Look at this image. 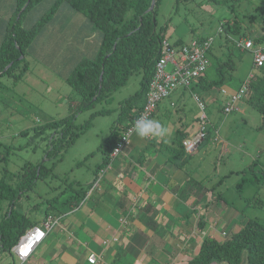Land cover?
<instances>
[{
	"label": "rangeland",
	"instance_id": "374dc122",
	"mask_svg": "<svg viewBox=\"0 0 264 264\" xmlns=\"http://www.w3.org/2000/svg\"><path fill=\"white\" fill-rule=\"evenodd\" d=\"M54 1L44 0L34 6L25 15L22 25L32 26L50 11ZM216 1L161 0L155 17L158 28L165 25L168 27L166 36L170 42L180 38L187 43L193 32L195 36L215 35V53L219 51L217 45L221 40L218 31L226 19L241 21L243 27L249 26L248 32L252 34L260 29L264 20V0ZM58 12L52 18L50 26L41 28L32 44L35 55L27 58L30 69L24 78L16 84L11 78H0V179L8 173L5 182L14 185L18 182V173L25 171L24 167L29 162H45L48 168L53 166V172L40 179L34 189L17 204V209L22 212H34L44 200L51 202L58 195H61L60 206H65L66 201L71 198L82 200L76 189L85 187L100 165L102 153L99 147L109 137L116 123L120 103L141 87V74H134L113 94L112 99L80 113L75 121L77 125L84 124L99 110H109L108 113L93 116L90 128L63 154L47 158L51 131L36 130L49 121L66 117L71 107L80 100L71 87L53 71L68 70L57 41L60 39L58 31L69 23L70 16L65 15L59 21ZM79 15L84 18L82 14ZM252 17L255 18L250 23ZM78 27L80 24L71 33L76 34ZM90 35L96 36V33ZM245 57L248 58L246 55ZM170 68L168 66L167 70ZM257 74L260 75V72ZM241 80L234 73L226 86L238 90L242 85ZM248 93L238 103L239 109L231 113H225L223 108L221 110L224 103L222 100H225L223 95L207 107V131L210 138L205 140L206 144L199 151V156L191 157L188 169L195 178H205L204 182L212 186L211 192L227 196L230 201L229 207L226 205L229 208L227 218L230 213L241 209L240 214L245 217V221L248 218L264 221V114L252 106ZM181 106L184 123L189 122L194 115H199V107L193 95ZM179 111L180 109L173 108L171 119H162V126L165 128L168 122L176 127L181 126ZM216 136L227 144L213 146L211 140ZM240 183L243 186L238 188ZM8 204V199L2 200L0 215ZM12 261L9 252L0 253V264H12Z\"/></svg>",
	"mask_w": 264,
	"mask_h": 264
},
{
	"label": "crops",
	"instance_id": "0c3cea01",
	"mask_svg": "<svg viewBox=\"0 0 264 264\" xmlns=\"http://www.w3.org/2000/svg\"><path fill=\"white\" fill-rule=\"evenodd\" d=\"M14 9V0H0V45ZM58 14L59 21L65 15L70 16L69 23L57 33L60 37L57 43L62 46L59 49L68 70L53 71L63 79L82 58L96 54L101 35L96 32V36H91L95 32L87 21L79 14L69 12L66 6L61 7ZM78 24L80 27L75 30L76 34L71 33ZM253 34H260V29ZM219 45L220 41L217 47ZM33 46L29 56L35 55ZM259 47L264 49V45ZM242 51L245 53L237 64L235 75L242 78L243 85L250 75L254 78L263 70L254 68L250 51ZM241 87L236 90L224 86L221 90L203 92L201 96L209 107L223 95L224 107ZM191 89H178L169 100L160 103L156 111L155 120L162 125V119H171L173 108L180 109L181 126L168 122L165 127L167 136L161 140L140 139L134 133L129 145L110 162L98 188L88 195L96 167L93 178L85 186L86 196L81 201L67 204V200L65 206H60L61 195H58L59 198L54 197L51 202L44 200L34 212H22L17 209V204L22 201L19 199L15 208L30 222H36L35 226L48 216L54 217L56 223L32 255L24 262L16 259L15 264H91L88 261L91 254L97 257L96 264H185L196 256L205 237L223 241L252 220L246 218L245 221L241 209L230 213L227 218L229 208L226 205L229 207L230 204L227 196L214 194L210 191L212 186L204 182L205 178H195L190 174L188 162L191 157L199 156L210 135L193 154L184 152L182 159L172 158V149H178L177 132L184 128L185 140L198 130V115L184 123L181 111V104L184 105L194 93ZM211 142L213 146L227 144L217 136ZM103 161L102 154L101 163ZM124 218L128 219V225L122 224ZM201 221L205 222L203 230L199 225ZM115 237L117 242L112 240ZM105 240H109L107 245H103Z\"/></svg>",
	"mask_w": 264,
	"mask_h": 264
},
{
	"label": "trees",
	"instance_id": "16d2710c",
	"mask_svg": "<svg viewBox=\"0 0 264 264\" xmlns=\"http://www.w3.org/2000/svg\"><path fill=\"white\" fill-rule=\"evenodd\" d=\"M43 1L14 0L15 9L7 23L0 45V78H11L14 84L24 78L30 69L27 57L31 54L32 44L41 28L50 26L52 18L61 7L66 6L69 12L82 14L94 32H99L101 35L96 54L82 58L63 78L80 100L71 107L66 117L49 121L36 130L51 131L48 137L50 149L47 152V158L63 154L90 128L93 116L108 113L109 110H99L93 113L84 124L77 125L75 121L80 113L94 108L102 101L112 99L113 94L124 86L132 75L141 74L140 90L120 103L116 123L109 137L99 147L104 161L98 165L97 174L98 170L110 162V154L123 130L135 122L145 105L149 84L161 56V45L167 38L168 27L165 25L158 28L155 20L161 0H55L50 11L41 16L32 26L24 27L22 22L23 19L25 20V15ZM153 1L154 9L148 11ZM210 1L216 0H208ZM254 18L252 17L250 23H253ZM220 27L222 28V32L218 33L221 36L218 46L220 52H214L215 46L208 50L210 66L203 76L193 82L192 89L190 88L193 94H198L201 98L203 92L221 90L237 70V64L245 52L236 45L235 39L249 36L255 45H264V20L260 27V34L256 36L248 32L249 26L243 27V23L237 19H226ZM192 35L191 39L200 42L215 36H195V32ZM175 44L182 45L184 42L177 39ZM262 70L260 75H254L251 80L248 95L252 106L264 114V68ZM184 132V128L177 132L178 149H172L170 146L173 159H182L185 156L182 142L187 135ZM208 135L209 132H207ZM184 160L186 161V158ZM24 170L18 173V182L14 185L5 182L8 173L0 179V211H2V200H9L6 210L1 213L2 216L0 215V253L9 252L13 258L12 264H15L18 259L13 253V247L29 228L37 224L30 222L28 217L18 212L15 204L33 190L40 179L51 174L53 166L48 168L45 162L37 164L29 162ZM242 186L240 183L238 188ZM76 192L82 198L86 196L85 187L76 189ZM74 200L76 199L68 200L67 204L73 203ZM204 224V221L200 222L201 230L204 229ZM216 262L264 264V221L249 220L240 231L223 241L205 237L196 256L185 264Z\"/></svg>",
	"mask_w": 264,
	"mask_h": 264
},
{
	"label": "built area",
	"instance_id": "2783aa9c",
	"mask_svg": "<svg viewBox=\"0 0 264 264\" xmlns=\"http://www.w3.org/2000/svg\"><path fill=\"white\" fill-rule=\"evenodd\" d=\"M222 32V28L218 33ZM214 37H209L203 42L196 39H191L189 42L182 45H176L170 42L168 38L163 40L161 45V56L155 66L154 76L149 84L146 102L143 110L140 112V117L154 119V113L160 103L170 99L171 95L178 89H190L193 82L203 76L210 66V60L207 57L208 50L214 44ZM235 43L242 50L250 51L253 57V65L256 69L264 68V51L258 45H255L252 38H237ZM168 66H171L168 71ZM253 78L250 75L243 83L241 89L233 94L226 105L223 107L225 113H231L236 110L237 104L249 92V85ZM198 107V130L191 137L183 140L182 148L185 154H193L196 148L205 140L207 136L208 114L206 102L198 95L192 94ZM137 118V119H138ZM136 119V120H137ZM155 120V119H154ZM134 124V123H133ZM133 124L124 129L119 140L117 141L112 153L110 154V162L120 155L123 150L129 145L132 135ZM151 139V138H147ZM217 141V138L215 139ZM98 170L88 192V195L98 188V185L103 178L107 167ZM56 223L54 217H46L39 225L29 228L23 236L20 237L18 243L13 247V253L19 261H26L33 253L34 249L40 245L46 238L48 232ZM122 224L127 225L128 219H122ZM114 242L118 241L115 237ZM109 240L103 241V245H107ZM91 264L97 263V257L91 254L88 257Z\"/></svg>",
	"mask_w": 264,
	"mask_h": 264
},
{
	"label": "clouds",
	"instance_id": "9594fccd",
	"mask_svg": "<svg viewBox=\"0 0 264 264\" xmlns=\"http://www.w3.org/2000/svg\"><path fill=\"white\" fill-rule=\"evenodd\" d=\"M131 130L140 139L156 138L157 140H161L167 136V129L159 121L144 117L135 120Z\"/></svg>",
	"mask_w": 264,
	"mask_h": 264
},
{
	"label": "water",
	"instance_id": "95a60500",
	"mask_svg": "<svg viewBox=\"0 0 264 264\" xmlns=\"http://www.w3.org/2000/svg\"><path fill=\"white\" fill-rule=\"evenodd\" d=\"M154 6H155V2L153 1V2H152V5H151V7L149 8L148 11H152V10L154 9Z\"/></svg>",
	"mask_w": 264,
	"mask_h": 264
}]
</instances>
